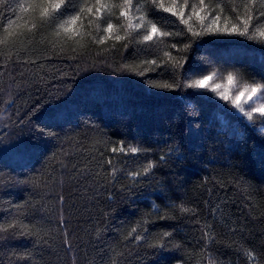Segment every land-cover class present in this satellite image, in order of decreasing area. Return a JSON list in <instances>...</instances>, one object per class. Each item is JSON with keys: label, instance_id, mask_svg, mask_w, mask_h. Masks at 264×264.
<instances>
[{"label": "trees", "instance_id": "obj_1", "mask_svg": "<svg viewBox=\"0 0 264 264\" xmlns=\"http://www.w3.org/2000/svg\"><path fill=\"white\" fill-rule=\"evenodd\" d=\"M262 2L0 0V264H264V124L186 87L264 85Z\"/></svg>", "mask_w": 264, "mask_h": 264}, {"label": "snow or ice", "instance_id": "obj_2", "mask_svg": "<svg viewBox=\"0 0 264 264\" xmlns=\"http://www.w3.org/2000/svg\"><path fill=\"white\" fill-rule=\"evenodd\" d=\"M187 4V0H185V5ZM200 4L204 5V0H200ZM65 5V0H48V7H44L40 13L41 18H46V19H51L53 21L58 20L63 18L64 16H68L69 19L66 20L64 22V24H61L60 27L64 29L65 32L69 31L68 27L66 26L67 24L71 23V24H75V22L80 19L79 15H76L74 13H70L68 12L67 8H65L64 12H59V10L61 9V7ZM127 6L128 8H132V0H124V4L121 5V7L123 8L124 6ZM152 6L155 9H162L164 12L166 13H171V15L173 16H179L180 18H183L184 16V12L183 9L181 8V10L177 11V5H176V0H172L171 5L169 6H165L164 0H152ZM261 8L264 9V2L261 3ZM204 9L201 8V11H203ZM81 11H83V9H81ZM88 11H91V8L88 9ZM99 11V9H98ZM137 11H140V7L137 6ZM246 16H244L243 18L240 17L239 13L237 14V20L243 24V29L240 30L239 28H237L236 25H233L231 29H228L227 27H225L224 32L232 35V34H237L240 36H249V38H251V33H249V25L250 22L254 19H256V17L246 8ZM55 13V14H54ZM193 13L197 16H199V12L195 11V6H193ZM210 14V13H209ZM121 16H127V12L126 11H121L120 12ZM261 15H264V11H261ZM221 14L218 13L217 15H215L212 18V21L209 25H205L201 28V31H211L212 24H216L219 20H220ZM190 18V17H189ZM146 19L145 16H140V20L143 23L144 20ZM227 17L225 18V21L227 23ZM131 18H129V24L128 27L131 28L132 24L130 22ZM184 23H187L186 20L183 21ZM148 24L150 25L149 29L145 30V33L143 34V39L145 41H151L153 40V37L156 36L158 33L161 36H167L169 35L168 32L165 31H161L160 28H158L157 24L154 23L152 20H148ZM2 27V26H0ZM33 27H35V25H33ZM136 27H141V24H137ZM255 27L259 28V25H256ZM113 29V24L111 22L107 23V27H106V31L111 32ZM189 31H192L191 26L189 27ZM199 34V33H197ZM261 36H264V31H261L259 33ZM116 40H121L122 37L117 35L115 37ZM98 42H103V38H101ZM165 55H168V53H165ZM150 63L155 64L156 61L153 60ZM212 79V76H204L202 79H198L195 80L189 84L186 85V87L188 88H205L208 85V82ZM227 80L229 82V84H232L235 81V77L232 74H229L227 77ZM155 87H163L165 89H170L173 87V85H169V84H163V85H154ZM220 85L216 84L213 88V91H215L216 89H219ZM262 89H264V85L262 84H254V85H245L242 89H240L236 94H235V98L231 100L232 105L238 110V113L242 114L244 117H247V119L249 121L253 120V114H258V117L260 119V122L262 124H264V91H262ZM257 94H259L260 97V102H259V106H254L255 105V101H253V97H256ZM220 98L224 101H229L230 97L229 94L227 92V90H225L222 93H219ZM244 98V103L248 104L249 101H253L252 104H248V108L247 110L245 109L244 106H242L241 104V99ZM41 133L43 134V129H41ZM123 151V149H121ZM113 151H115V149H113ZM130 151L132 153H137L139 151L138 148L136 147H132L130 149ZM161 160L165 159L164 156L160 157ZM153 165L149 164L147 166V168L145 169V171H147L148 169L152 168ZM183 211H188V209H182ZM133 231H135V229H133Z\"/></svg>", "mask_w": 264, "mask_h": 264}, {"label": "rangeland", "instance_id": "obj_3", "mask_svg": "<svg viewBox=\"0 0 264 264\" xmlns=\"http://www.w3.org/2000/svg\"><path fill=\"white\" fill-rule=\"evenodd\" d=\"M216 84H219L220 85V88L219 89H216L215 91H213V88ZM245 85H236L234 83L232 84H229L228 81L226 82H213L212 80H210L208 82V85L205 87V89H207L208 91L212 92L214 95H216L218 98H220V95L219 93H222L224 92L225 90H227L228 94H229V103H231V100L235 98V94L244 87ZM221 99V98H220ZM222 100V99H221ZM224 101V100H223ZM253 101H255V105L254 106H259V102H260V97H259V94H257L256 97H253ZM253 101H249L248 104H252ZM241 104L242 106L245 107V109L247 110L248 108V104H245L244 103V98L241 99ZM235 108V107H234ZM236 111H238L236 108H235Z\"/></svg>", "mask_w": 264, "mask_h": 264}]
</instances>
